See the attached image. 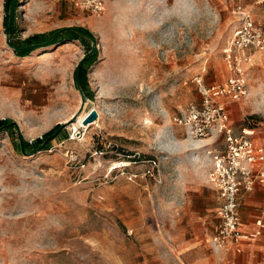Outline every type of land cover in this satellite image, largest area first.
Segmentation results:
<instances>
[{"label": "rangeland", "instance_id": "rangeland-1", "mask_svg": "<svg viewBox=\"0 0 264 264\" xmlns=\"http://www.w3.org/2000/svg\"><path fill=\"white\" fill-rule=\"evenodd\" d=\"M83 1L18 0L11 35L20 42L64 27L91 31L92 98L72 121L81 103L74 69L92 40L64 33L19 56L6 42L0 0V119L29 141L62 125L49 148L31 153L16 145V133L0 132V264H191L197 253L176 245L197 213L211 229L214 197L201 150L178 142L186 137L173 117L198 99L194 75L225 80L233 5L264 26V1L102 0L99 12ZM262 62L249 69L248 95L235 103L237 126L264 128ZM92 108L98 117L83 126L78 117ZM150 158L156 179L128 178ZM204 253L210 264L226 263L208 244Z\"/></svg>", "mask_w": 264, "mask_h": 264}, {"label": "built area", "instance_id": "built-area-1", "mask_svg": "<svg viewBox=\"0 0 264 264\" xmlns=\"http://www.w3.org/2000/svg\"><path fill=\"white\" fill-rule=\"evenodd\" d=\"M261 3L264 0H249ZM83 6L93 12L103 8L102 0H84ZM232 13L236 23L222 48L226 78L222 82L206 83L202 74L191 78L199 95L189 101L173 117V122L200 145L206 156V180L217 192L218 223L209 238L216 250L238 248L242 240L255 241L263 232L264 221L256 220L252 230L241 227L240 199L257 184H264V146L255 142V127L243 125L234 129L227 105L238 102L248 94V70L264 60V26L252 16V11L235 3ZM148 166L140 173H129L156 179V159L147 160Z\"/></svg>", "mask_w": 264, "mask_h": 264}, {"label": "crops", "instance_id": "crops-1", "mask_svg": "<svg viewBox=\"0 0 264 264\" xmlns=\"http://www.w3.org/2000/svg\"><path fill=\"white\" fill-rule=\"evenodd\" d=\"M261 62L262 61L257 63L260 64ZM257 63H255L254 65H256ZM254 65L250 66V68ZM235 103L237 102H230L227 105V108L230 116V123L235 129H237L243 125L237 126L234 124L233 112ZM254 137L256 143L262 144L264 146V128L255 127ZM204 181L205 185L213 190L212 194L214 199L212 202V211L215 221L211 225V229H208V225H204L207 216L197 213V221L192 227L190 236L183 237L182 235H180V241L176 245L177 248L180 249L179 251L182 253L186 251L197 253V259L191 264H210L208 256L206 255L205 257L207 259H203L202 256L203 254H205L204 252L207 244L210 247L209 238L219 220L217 215V192L214 187L207 182V180ZM197 185L198 184H196V186ZM239 216L241 220V227L244 230L254 229L256 226V220L258 218H262V220L264 221V184H257L254 191L245 194L240 199ZM218 252H222L226 256V263L224 264H264V228L262 235L257 240H242L238 248L230 247L227 249L218 250ZM211 264H221V262L214 261Z\"/></svg>", "mask_w": 264, "mask_h": 264}, {"label": "trees", "instance_id": "trees-1", "mask_svg": "<svg viewBox=\"0 0 264 264\" xmlns=\"http://www.w3.org/2000/svg\"><path fill=\"white\" fill-rule=\"evenodd\" d=\"M18 4V0H5L4 7L6 9L5 13V30L8 35L9 43L13 46V51L19 56H25L37 47L47 46L53 44L57 41L63 39L64 33L70 34V39H78L82 44L86 45V41L92 40L94 42V37L91 31L82 26L64 27L58 29L54 32L40 35H30L23 41L17 42L12 38V34L15 30V8ZM96 59V51H91V46L85 50V54L76 65L74 69V79L77 88H80L86 98H92V93L89 92L88 82H87V72L88 66L92 64ZM61 124L54 125L47 132L43 133L41 136L34 138L33 140H25L23 136L19 133L18 127L13 121L6 119H0V132L10 131L12 139H15V134L17 135V146L23 153H31L40 149H47L50 146L51 140L58 135L61 131Z\"/></svg>", "mask_w": 264, "mask_h": 264}, {"label": "water", "instance_id": "water-1", "mask_svg": "<svg viewBox=\"0 0 264 264\" xmlns=\"http://www.w3.org/2000/svg\"><path fill=\"white\" fill-rule=\"evenodd\" d=\"M6 42L8 43V45L10 47L13 48V46L9 43V40H8V35L6 34ZM96 50V46H95V43L92 42L91 44V51H95ZM83 57V56H82ZM82 57L80 58V60L82 59ZM80 60L78 61V63L80 62ZM77 63V65H78ZM78 91H79V94H80V97H81V103H80V108L78 110L77 113H75L72 117H71V120L74 121L76 119V116L77 114L82 110L87 98L86 96L83 94L82 90L80 88H78ZM98 117V112L96 109L92 108L90 109L86 114L85 116L83 117L82 119V123L83 124H87V123H90L92 121H94L96 118Z\"/></svg>", "mask_w": 264, "mask_h": 264}, {"label": "bare ground", "instance_id": "bare-ground-1", "mask_svg": "<svg viewBox=\"0 0 264 264\" xmlns=\"http://www.w3.org/2000/svg\"><path fill=\"white\" fill-rule=\"evenodd\" d=\"M83 117H84V115H80L79 117H78V122H81L82 121V119H83ZM81 124L83 125V123L81 122ZM86 124H84L83 126H85ZM178 141V140H177ZM178 142H180V144L182 145V146H184V147H186V148H190V149H196V148H199L200 147V145L199 144H197L196 142H194L192 139H190L189 137H187V138H184V139H182V140H179ZM177 144V143H176ZM179 144V143H178ZM204 158H205V161H206V156H204ZM121 161V160H120ZM120 161L119 162H116L115 163V167H117V166H120V165H122L123 163H120Z\"/></svg>", "mask_w": 264, "mask_h": 264}]
</instances>
